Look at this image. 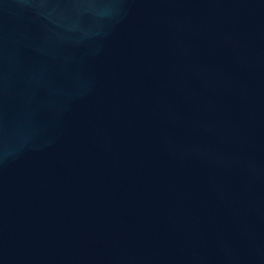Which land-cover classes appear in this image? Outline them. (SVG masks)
Instances as JSON below:
<instances>
[{
  "label": "water",
  "instance_id": "water-1",
  "mask_svg": "<svg viewBox=\"0 0 264 264\" xmlns=\"http://www.w3.org/2000/svg\"><path fill=\"white\" fill-rule=\"evenodd\" d=\"M0 264H264V0H0Z\"/></svg>",
  "mask_w": 264,
  "mask_h": 264
}]
</instances>
